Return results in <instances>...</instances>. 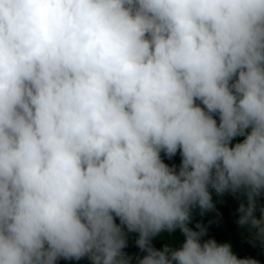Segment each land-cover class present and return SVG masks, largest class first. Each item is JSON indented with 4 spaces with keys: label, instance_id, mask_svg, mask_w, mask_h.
I'll list each match as a JSON object with an SVG mask.
<instances>
[{
    "label": "clouds",
    "instance_id": "obj_1",
    "mask_svg": "<svg viewBox=\"0 0 264 264\" xmlns=\"http://www.w3.org/2000/svg\"><path fill=\"white\" fill-rule=\"evenodd\" d=\"M213 192L264 249V0H0V264H260Z\"/></svg>",
    "mask_w": 264,
    "mask_h": 264
},
{
    "label": "trees",
    "instance_id": "obj_2",
    "mask_svg": "<svg viewBox=\"0 0 264 264\" xmlns=\"http://www.w3.org/2000/svg\"><path fill=\"white\" fill-rule=\"evenodd\" d=\"M242 137H238L237 140H242ZM166 163L177 164L180 163V157L177 154L171 161L164 158ZM213 201L216 203V209L220 213V217L217 222L216 212H208L205 215L201 216L199 214V209H194L193 211V220L190 227H194L196 222H202L209 226V237L215 238L218 242H230L233 246L234 253L240 257H254L260 260V264H264V249H262L259 244L256 247H253L249 243V232L246 229H241L237 224L236 220L238 219L239 213L236 211L239 201L233 198L229 194H225L222 197H218L213 192ZM264 202V200H262ZM209 221L213 223L209 224ZM118 222V221H117ZM138 234L131 233L128 236V247L124 250L128 255H135L139 253V249L135 245V239ZM163 238H155L153 244L157 248H161L164 243L169 242V237L167 233L162 234ZM172 237L175 239L177 246L183 242V236L179 231L172 234ZM58 264H90L86 258L80 261H65L60 260ZM135 264V260H133Z\"/></svg>",
    "mask_w": 264,
    "mask_h": 264
}]
</instances>
